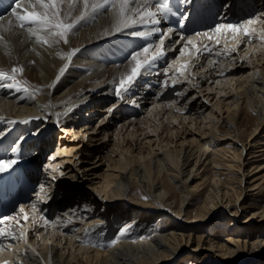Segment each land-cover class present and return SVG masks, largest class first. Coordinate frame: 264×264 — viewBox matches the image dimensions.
<instances>
[{
	"label": "bare ground",
	"instance_id": "1",
	"mask_svg": "<svg viewBox=\"0 0 264 264\" xmlns=\"http://www.w3.org/2000/svg\"><path fill=\"white\" fill-rule=\"evenodd\" d=\"M197 1L185 0L183 6L193 8V2ZM255 1L257 5L254 0H226L217 22L193 33L186 32L184 28L170 27L166 18L162 19L156 27L165 32L169 28L173 29L170 37L165 38L166 55L138 78L132 89L140 91L124 96L127 103L136 106L143 103L152 105L148 107L147 114L138 117L130 114L134 111L132 108L136 107L123 105L120 99L109 106H105V103L108 98L115 97V82L128 70L130 54L146 43H158L159 34L142 37L131 33L148 32L153 25L136 24L122 32H115L111 29L112 20L105 12L95 20L88 18L82 21L69 34L68 44L61 42L53 48L35 44L23 33H4L9 43L7 46L0 45V69L10 72L13 67L22 66L24 71L16 74L17 80L22 82L20 86L0 87V156L17 160L11 169L0 173V196L5 208L0 218L9 216V209H14L9 205L11 199L16 200L20 193L26 194L17 199L22 201L10 216L16 217L26 229H32L33 217L39 219L44 214L49 216L55 213L56 216L50 220L55 222V226L45 229L36 226L29 231L31 239L28 238L27 242H12L11 250L0 252V260H8L13 264L17 260L22 261V264H43V261L45 264H210L208 261L212 252L229 259L228 264H264L263 230L242 238L231 234L228 239L219 240L213 236L204 237L199 232L181 230L179 224L168 217H165L168 218L167 224L161 229L146 231L141 235L129 230L138 222L146 224L153 217L161 215L157 210L160 204L174 206L175 213L180 214L188 201L187 183L199 174L200 169L204 170L208 164L216 163L219 153L225 155L232 151L234 157L243 156L245 143L239 146L237 141H233L232 146L220 145L227 137L238 138L244 115L256 113V123L246 139L257 132L264 122V42L258 38L264 32V0ZM7 2L9 4L0 13V17L5 19L10 16L15 5L13 0ZM12 2V7H9ZM155 2L153 0V5ZM186 11L191 13V8ZM248 19L256 21L251 26L256 30L251 40L243 35L232 39L231 34H227L222 35L221 44L216 45L215 40L211 44L206 37L195 36L197 32H208L219 23H238ZM105 29H109L111 34H105ZM181 36H191L198 46L209 45L213 48L212 53H205L202 49L199 56L207 54L209 61H218L214 66L217 78L214 84L207 87L210 91L206 98L210 101L216 96L212 104L205 99L197 101V94L183 102L189 85L186 88L178 86L177 93L180 95L172 91V87H160L158 94L150 99L144 95L145 90L153 87L151 82L158 79L161 63L170 64L178 60L165 75V69L169 66L167 64L162 72L163 81L189 78V68L199 59L191 58L196 54L191 47L185 56L174 54L173 43H186V40L180 39ZM237 40L241 41L238 45ZM225 45L227 48L237 45V51L225 55ZM220 47L224 52H221L223 49ZM74 49L78 51L70 59L57 55V52L66 53ZM184 62L189 64L184 75H175L174 69ZM61 69L64 70L61 72ZM11 82L0 79V84ZM25 87L28 91L24 90ZM140 108L143 109V106ZM100 110L106 112L100 130L103 131V141L112 134L115 138L106 156L107 166L91 179L92 192L87 193L82 186H71L74 182L88 184L87 180L79 178L78 169L66 167L69 163H75L73 156L78 153H73V148L68 149L64 145V137L67 136L63 135L64 132L58 131V141H55L54 136L59 127H62V131H71L78 126L74 133H86V127H90L91 122L89 113ZM152 112L154 117L157 113V116L160 113L162 117L166 115V123H163L165 120L156 122L151 119ZM118 118L122 122L116 124L115 132L107 131L109 123L112 124ZM105 119H108V123ZM220 121L227 129L223 135L218 133ZM141 134L144 141L140 140L135 147ZM95 137L92 139L95 140ZM97 144L88 149L89 158L100 151L101 146ZM51 147H54V152L43 160L42 155ZM68 152L72 153V157L57 159L56 156ZM43 162L44 166L41 167ZM97 162L93 160L91 163ZM96 166L88 165L87 169L92 170ZM22 173H27L30 179L27 181ZM200 176L202 180L194 186L204 190L196 193L200 202L190 216L196 219L212 217L221 205L232 202L234 208L226 209L225 215L233 214V221H236L243 208V205H237L243 187L235 186L215 172ZM36 180L38 186L34 189L32 187ZM171 189L178 190L179 198L173 195ZM131 190L132 193L129 192ZM145 191L151 198H147ZM76 194L82 199L78 198L72 204L73 195ZM21 207L29 215L27 222L22 215H17ZM0 211H3L2 208ZM258 213L264 217V205L251 212L248 222ZM118 220L124 223L113 241L109 242L105 236L109 235ZM15 224L16 220H13L0 223V227L10 228ZM34 234L36 237L41 235V238H36ZM192 239H196V244L192 248L193 253L187 257L184 246ZM31 249H35V252ZM199 249L206 250V255L200 256L202 252H196ZM168 259L172 262H167Z\"/></svg>",
	"mask_w": 264,
	"mask_h": 264
},
{
	"label": "rangeland",
	"instance_id": "2",
	"mask_svg": "<svg viewBox=\"0 0 264 264\" xmlns=\"http://www.w3.org/2000/svg\"><path fill=\"white\" fill-rule=\"evenodd\" d=\"M225 1L226 0H223V3H224L222 5L223 7L225 5ZM254 2L256 4L255 0H254ZM257 3H258V1H257ZM183 44H185V43H179V42L173 43L172 47H174V54L175 55L179 54ZM211 44H213L212 41H211ZM222 49L223 48H221V50ZM221 52H224V49ZM194 57H196V54L193 55V57H191V58L193 59ZM208 57L209 56H207V54L203 55V57L201 56L199 58V60H197V62H195V64L193 63L192 66L189 68V72H190L189 78L185 79V77H182L184 80H182V81L180 80L181 81L180 83H177L174 88L172 87V91L177 93V92H179V89H177L178 86H181V88H186L189 85L190 89L183 96V99H184L183 102L184 101L186 102V100H188L189 98H191L192 95H195V94L198 95L197 97H195V99L197 101L198 100L201 101L202 99H205L207 101V103H209V104H212V102L214 101L216 96H214L213 100L210 97L211 98L210 101L206 98V96H207L208 91H210V89L208 90L207 87L214 84V81H215L214 79L217 78V77H215L216 73L214 70V66L218 63V61L215 62V60H212V61H214V63L207 64L209 61ZM167 64H169V63H163V64L161 63V67H159V70H158L159 74L157 75L158 79L154 82H151V85L153 87H149L148 90L144 91V95L148 99H150L151 96L155 97L158 94V90L160 89L162 82H163V79H164V76H162V74H163L162 72H164V69L166 68ZM173 73H175V72H173ZM177 76H178V74H177ZM190 78H192V80H190ZM169 82H171V80ZM131 91L129 93H127V95H131L132 93H135V91H140V90L131 89ZM210 93L212 95L215 94L214 92H210ZM117 99L118 98L116 96L114 98H108L106 100L105 106L106 105L109 106L110 104L113 103V101H116ZM122 104L126 105V106L131 105V107H136V108H132V109H134V111H132L130 113V114H132V117H138V116H142L144 114H147L148 107L150 108V106H152L151 104H148V103H143L139 106L138 105L136 106V105L127 103V101L125 99L122 100ZM141 106H143V109L140 108ZM144 106H145V108H144ZM153 113L154 112H152V114L150 115V116H152V117H150L151 119L153 118V119L157 120L156 122H158L159 120H165L163 123H166V119H164L166 115L164 117H162V114L160 113L159 116H157L158 115V113H157L154 117ZM127 115H129V114H127ZM255 115H256L255 112H253L251 114L244 115L245 117H244V121L242 123L243 126L241 127L238 138L237 137H233V138L227 137L223 140L224 142L221 143V145H220V146H222V145H226V146L231 145L232 146L233 141H237V143H239V146H241L242 144L245 143L246 145H245V151L243 152V156L242 157H234V156H232V151L227 152L225 155H223L222 153H219L218 155L220 157L217 159L216 163L208 164V166H206V168L204 170L200 169L199 174H197L196 177L192 181L190 180L191 182L187 183V185H188L187 194L189 195L188 201L184 207V210L180 214L175 213V207L174 206H165L163 204H160L161 207L158 208L157 210L160 211L161 215H159L157 217H153L151 220L147 221L146 224H144L143 222H138L137 225H135L133 228H131L129 230H134V231H136L135 232L136 234L141 235V233L146 232V231L161 229V227H163V226H165V224H167L166 223L167 219L170 218V219L174 220V222H177V224H179V227L182 228L181 230L193 231L194 233L199 232V233H202L204 235V237H206V236L212 237L213 236L215 239H219V240H224V239L226 240L229 238V236L231 234H234L235 237L242 238V237L248 235L249 233L255 232L257 230H263L264 231V217L260 216L259 213L256 214L255 218L251 219L250 222H248V220H247L248 216H250L252 211L259 210L260 206L264 205V122L262 123L261 127L258 129L257 132H255L252 136H250L246 139L247 134L251 131V128L254 126V123H256V116ZM104 116H106V112L103 110H100L99 112H93V114L89 113L88 117H91L90 118L91 122L89 123L90 127H86L87 131H86V133L84 131L85 134L83 132L77 133V134L74 133V131L78 129V126L75 127L74 129H72L71 131H62V127H59L60 129L56 131L57 134L54 136L55 141H58V139H59L58 131L61 133L64 132L63 135H67L64 137V140H66L64 145H66L68 149L73 148V153L74 152L78 153L77 155L75 153L73 156L75 163H69L66 165V167L71 166V167H73V170L78 169L79 175H80L79 178H82L83 180H87L88 184L83 183V182H81V183L80 182L79 183L74 182L71 185L72 187H74L75 185H78L80 187L82 186L84 188L83 190H85V192H87V193L92 192V188H91L92 180L91 179L93 177H95L96 174H99L100 172H102V170H104V168L107 166L108 159L106 156L109 153V149L111 147H113V144H114L115 135H113V134L108 136L105 139V141H103L104 140L102 138L103 137V133H102L103 131L100 132V130H101V125L104 124V123L101 124V121L104 118ZM111 116H110V118L108 117L110 120L112 119ZM107 120L105 119L104 121H107ZM121 122H122L121 119L118 118L115 120V122H112V124L109 123L110 126H108L107 131L109 130L110 133L113 131L115 132L117 125H119ZM107 123H108V121H107ZM170 125H172V123ZM95 128L97 131L95 130ZM162 128H163V126H162ZM226 132H227V129L224 128V124L221 122V128H220V131L218 133L220 135H223ZM187 134H189V133H187ZM93 137H95L96 139L95 140L92 139ZM140 140L144 141L143 134H141V137L138 138L137 144H134L135 147L137 145H139ZM60 143H62V141ZM97 143H99V144H97ZM95 144L101 146L100 151L99 152L96 151L95 154L94 153L91 155L89 154L90 157H92V158H89L88 157V151H89L88 149L91 148V145L95 146ZM82 146H84V148H82ZM52 151L54 152V147H51L48 150H46L45 153L42 155V159L43 160L47 159V157L52 154ZM97 153L99 155L96 158ZM63 156L64 157L65 156H71L72 157V153L70 154L68 152L66 154H60L59 156H56V157H57V159H59ZM93 160H96L98 162L97 163H91ZM92 164H96L98 166H96L92 170L87 169L88 165L90 166ZM43 166H44V162H43L41 167H43ZM211 166H212V168H211ZM212 172L220 174L224 180H228L229 182L233 183L237 187L238 186L243 187V194L240 197L239 202H237V205L241 204V205H243V208L240 209L239 214L237 215L236 221H233L234 220L233 214L225 215L226 209H233L234 208L233 207L234 204L232 202L231 203L229 202L228 204L224 203L223 205H221L219 207L220 209H218L217 212L212 215V217H208L205 219H196V218H193L190 216L197 209L198 204L200 202V198L196 197V193L202 192L204 190V189L203 190L201 189L202 187H200V189L195 188V186H196L195 184L202 180V178H201L202 176H200L201 174L209 175ZM22 175L25 177V179H27V181L30 179L27 177V173L26 174L22 173ZM165 181L168 185H170V183L167 179H165ZM37 182H38L37 180L34 182V185L32 188L35 187L34 189H37L36 188L38 186ZM132 191L133 190H131L129 192L132 193ZM171 191H172L173 195H175L176 198H179L178 190L171 189ZM32 192H34V191H32ZM145 193H147V198H151V195L148 193V191H145ZM25 194L26 193L18 194L16 199L22 198L23 195H25ZM130 196H132V194L129 195V197ZM59 198H60V196H59ZM78 198L82 199L80 196H77V194L73 195V200L71 203L75 204L76 199H78ZM63 200L65 201L66 199H63ZM20 201H22V200H20ZM20 201L17 202L16 206L20 205ZM128 202H130V200H128ZM173 205H174V203H173ZM66 207L67 206H65L64 208H66ZM60 208L62 209L63 207L61 206ZM12 211H10L9 216L12 214ZM55 216H56V213L49 215V216L47 214L46 215L44 214L43 217H46L50 221ZM165 217H168V218L165 219ZM38 221H39V224H38L39 228L40 227L42 229L51 228V226H40V225H44L43 219H38ZM14 223L15 222H13V224ZM123 223L124 222L122 220H120V221L118 220L115 223V225L111 229L109 235L105 236V238L108 239L107 241H109V242L113 241V238L115 237L116 233L121 229ZM34 235L36 237V234H34ZM28 238H30V239L32 238V235L30 233H28ZM39 238H41V235ZM195 240L196 239H192L188 245L184 246V253L187 257H188V255H191V253H193L192 248L196 244ZM233 243L236 244L235 242H233ZM196 252H198V253L202 252L200 254V256L206 255V250H204V249L203 250L199 249ZM211 254H212V257L208 261L210 264H212V263L228 264L230 262L229 259L222 258L221 256H216L212 252H211ZM167 262H172V261L170 259H168ZM43 264H45V261H43Z\"/></svg>",
	"mask_w": 264,
	"mask_h": 264
},
{
	"label": "snow or ice",
	"instance_id": "3",
	"mask_svg": "<svg viewBox=\"0 0 264 264\" xmlns=\"http://www.w3.org/2000/svg\"><path fill=\"white\" fill-rule=\"evenodd\" d=\"M105 12L109 14V18L112 20V31L122 32L136 24H151L153 28L150 31H136L132 32L131 35L148 37L159 34L157 44L146 43L141 49L133 51L130 54L128 70L120 75L114 87V95L118 99L123 100L125 94L131 91L138 78L145 71L150 70L162 56L166 55L165 38L170 37L173 29L169 28L165 32L160 27H156V25H160L162 19L167 18L172 13L170 0H156L154 5L153 0H15V5L12 8L10 16L7 19L0 17V45L7 46L9 43L4 33L10 35L17 33L26 34L27 38L34 40L35 44L48 48H53L61 42L68 44L69 34L73 33L82 21L88 18L95 20L98 15L104 14ZM255 22L254 19H248L238 23H219L208 32H197L195 36L206 37L208 41L215 40L216 45H220L222 35L227 34H231L232 39H237L239 35H243L251 40L256 31L251 26ZM105 34H111L109 29H105ZM258 38L264 42V32ZM180 39L186 40V43L179 53L180 56L188 54L190 47L195 49L197 59H199L202 49L205 53L213 52V48L209 45L198 46L191 36H181ZM240 42L237 40V45ZM237 45H234L232 48H227V45H225L227 50L224 54L230 55L236 52ZM76 51L78 49L66 53L57 52V55H60L61 58L67 57L70 59ZM216 54L219 55L220 53ZM177 63L178 60L172 61L168 68L165 69V75ZM209 63H214V61H209ZM188 67V62L180 63L174 72L175 74L182 75ZM63 70L61 69V72ZM23 71L24 68L22 66L13 67L10 72L0 69V79L12 81L11 83L0 84V87L17 88L20 86L22 82L17 80L16 74L23 73ZM180 82V80L175 78H171V82H169V79H165L161 87L162 89L174 88ZM24 90L28 91V88L25 87ZM35 91H39V89ZM177 95H180V93H177ZM132 103L135 102L133 101ZM12 150L16 151V149ZM16 163L17 160L14 158L0 156V173L8 171ZM41 190H43V186H41ZM32 207L36 211L35 205ZM17 215H22L25 222L30 219L23 207H21ZM39 219L44 220V225L40 226H55V222L49 221L46 217L41 216ZM13 220H16L14 227H0V252L6 249L11 250L12 242H18L20 240L27 242L29 231L33 230L39 224L38 219L33 217L32 229H26L14 216H4L0 218V223L11 222ZM68 222L71 223L70 220ZM6 241L10 242L6 244ZM31 251L34 253L35 249H31ZM25 255H27V252H25ZM0 264H13V262L0 260ZM15 264H22V261L17 260Z\"/></svg>",
	"mask_w": 264,
	"mask_h": 264
}]
</instances>
